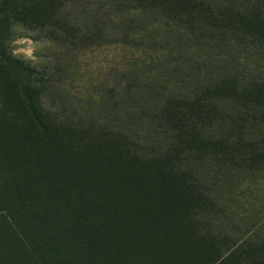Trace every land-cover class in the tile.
<instances>
[{"label": "rangeland", "instance_id": "1", "mask_svg": "<svg viewBox=\"0 0 264 264\" xmlns=\"http://www.w3.org/2000/svg\"><path fill=\"white\" fill-rule=\"evenodd\" d=\"M97 1L68 3L59 12L60 19L82 22L85 19L113 17L117 19L114 31L109 29L100 33L93 31L89 34L86 31L79 34L69 30L62 41L54 42L43 38L44 34L31 32L22 26L15 27L13 31L9 53L21 60L26 70L22 89L18 93L20 101L17 98L10 99L12 104L6 112L7 116L30 120L33 117L30 108L35 103L40 116L47 120L48 127L62 132L69 142L72 141L71 155L63 160L64 166L60 168L74 175L77 181L80 175L84 179H97L99 183L96 189L87 184L88 188L82 186L86 189L84 194L80 189L77 192L73 189L59 192L57 182H67L68 186L73 182L67 175H59L58 179L52 176L53 193L28 192L22 194L18 204H5L10 194L18 195V192L10 190L8 181L15 176L18 178L22 173L26 177L34 171L32 162L36 157L33 151L40 145L39 139L28 138L25 130L17 128L18 121L13 125L7 120L6 124V117L0 129V264H147L148 257L161 264H228L227 261L223 263V259L227 258L226 252L230 248L236 249L238 242L242 245L237 248L241 253L236 255L246 264H253L250 262L251 256L246 260L249 253L243 254V250H250L253 242H264V175H232L216 185V175L208 180L202 177L209 184V195L214 200H211L212 207L209 204L211 208L203 213L194 211L203 220L205 214L216 216L213 228L210 224L206 226L204 223L209 222L205 220L197 224V229L203 230L199 231L206 239L205 249L208 252L215 251L213 254L195 253L197 248L191 251L196 245L193 236L197 233L196 224L191 230L185 224H180L181 212H178V207L173 208L177 211L165 214L157 209L154 212L146 211L152 221L148 222L151 224V238H119L110 243L105 239L99 245L105 246L102 254H81L79 251L82 247L75 241L78 236L71 234L76 223L71 221L68 225V215L71 219L73 213H81L100 203L102 206L88 210H93L89 213L93 218L105 214L115 215L122 220L121 228L125 231L136 230L144 223L145 211L134 206L140 197L129 190L137 183L132 178L127 181V176L120 173L123 166L131 169L134 165L136 168L138 161H123L120 150L127 148L134 154L168 151L170 146L180 141L181 133L189 130L185 127L179 131L168 122L170 118L160 121L154 118L155 112L150 111L160 101L156 114L163 113L166 107L171 114L176 113L172 117L179 116V112L174 111L176 99H170L166 94L185 89L180 66L183 59L173 61L178 57L175 53L181 50L154 44V41L161 42L165 38L163 33L166 23L158 21L148 25L147 21L143 24V27L147 24L145 31L137 32L133 25L125 27L127 30L124 32V26L120 24L122 20H146L144 15L134 10H125L123 13L106 10L98 15L89 7L90 3ZM131 1L122 0L125 3L123 6ZM125 33L131 40L123 37ZM14 101L20 105L16 106ZM251 117L254 123H264V115L254 114ZM219 118L224 123H236V119L224 118V115L219 116L215 112L213 119ZM18 130L25 134H18ZM224 130L235 131L237 138L247 132L239 133V128L233 127ZM119 133H124L127 138L118 136ZM260 135H257V139L264 141V130ZM144 140L149 143L139 146L138 143ZM237 142L234 145L242 149ZM107 153L115 155V159L104 157ZM217 170L211 165L209 172ZM43 185L46 191L52 188L48 180ZM43 185L40 184L41 190ZM220 191L224 193L225 211L216 206ZM119 192L121 196H118ZM167 192L160 191L158 195ZM61 195L68 197L62 200ZM166 196L165 204L170 202L173 207L175 193ZM153 198L142 196L143 200L149 199L151 202L160 200ZM158 214L161 215L159 220L163 219L161 224L155 220ZM43 215L53 221L51 226H55L54 233H44L41 223ZM171 217L177 226L176 233L167 234L166 237H178L180 246L181 243L183 245L177 251L178 255L164 239L157 236L160 229L169 232L167 225ZM109 226L113 227L114 224L110 223ZM66 227L69 228L68 234H55ZM83 232L88 234V230Z\"/></svg>", "mask_w": 264, "mask_h": 264}, {"label": "trees", "instance_id": "2", "mask_svg": "<svg viewBox=\"0 0 264 264\" xmlns=\"http://www.w3.org/2000/svg\"><path fill=\"white\" fill-rule=\"evenodd\" d=\"M77 1L83 0H0V129L3 128L4 120L8 117L6 112L12 104L9 102L10 99L17 98L20 101L18 93L22 89L23 73L26 70L24 63L9 53V43L15 27L22 26L23 29L31 32L42 33L43 38L52 42L62 41L69 30L79 34L87 31L90 34L93 31L100 33L103 30L116 29L117 19L113 17L101 20L85 19L82 22L60 19L59 12L68 3ZM123 4L125 3L122 0H98L93 4L90 3L89 7L98 15H102L106 10L111 13L134 10L144 15L146 20L135 18L122 20L120 24L124 26V32L127 30L125 27L133 25L136 26L137 32L145 31L147 24L144 27L143 24L147 21L148 25L158 21L166 23L163 33L165 38L161 42L154 41V44L181 50L175 53L178 57L173 61L178 58L184 61L180 66L183 70L185 89L181 92L169 91L166 94L168 98L176 99L174 111L179 112V116L172 117L176 113L171 114L166 107L163 113L156 114L160 101L153 105L150 111H154V118L160 121L163 118H170L168 122L179 131L185 127L189 130L181 133L180 141L170 146L168 151L134 154L127 148L120 150L123 161L131 162V159L138 161L136 168L134 165L131 169L123 166L120 173L127 176V181L132 178L137 183L129 190L133 194L138 193L140 197L134 206L145 211L146 215L142 220L144 223L136 230L125 231L121 228L122 220L115 215L105 214L93 218L89 214L93 210H88L102 206L100 203L96 206L92 205L81 213H73L71 219L68 215L67 224L69 225L71 221L76 223L74 229H71V234L78 236V240L75 241L82 247L79 248L81 254L83 252L102 254L105 246L99 245L105 239L110 243L119 238H151V227H149L151 224L148 222L152 221L146 211L154 212L153 210L156 209L165 214V212L177 211L173 208L178 207V212H181L180 224H185L189 230L195 224L197 229V224L204 223V220L209 222L204 223L206 226L210 224L213 228L216 222L214 214H205L203 220L194 211L195 209L199 214L212 207L210 186L202 177L208 180L216 175L214 177V185H216L232 175H240V177L264 175V141L257 139V135L262 134L264 130V123L261 121L254 123L251 119V115L254 114L264 115V0H132L131 3H126V6ZM122 6L123 8L119 9ZM95 35L96 33L93 38ZM123 37L131 40L127 37V33ZM14 102L17 103L16 106L20 105L18 101ZM30 109L33 114L30 120L14 116L6 119V124L7 120L13 125L18 121L17 128L25 130L28 138L39 139L40 145L33 151L36 157L32 162L34 171L26 177L22 173L18 178L15 176L8 181L10 190L13 193L18 192V195L10 194L4 203L14 206L19 203L22 194L28 192L53 193L52 176L58 179L59 175H67L73 182L70 186L67 182H57L59 192L62 190L64 192L65 189H73L77 192V189H80L84 194L86 189L82 186L96 189L99 180L87 177L84 179L78 175L79 181H77L74 175L60 168L64 166L63 160L71 155L72 141L69 142L62 132L48 127L47 120L40 116L35 103ZM215 112L219 116L224 115V118L236 119V123L232 124L228 121L224 123L220 118L213 119ZM232 127L239 128V133L242 131L248 133H241L237 138L235 131L233 133L224 130ZM25 132L20 133L18 130L17 133L24 135ZM118 136L127 138L124 133ZM97 137L102 136L97 135ZM31 139L29 140L32 142ZM237 140L242 149L234 145ZM143 143L148 144L149 141H140L138 144L142 146ZM104 157L115 159V155L109 153ZM211 165L218 170L209 172ZM46 180L52 187L47 191L43 185ZM40 184L43 185L42 190ZM214 189L218 190L215 186ZM160 191L168 192L159 196ZM170 193H175L173 207L170 202L165 204L168 198L166 194ZM118 196H121L120 192ZM142 196L147 198L153 196L160 200L151 202L149 199L143 200ZM67 197L62 196L61 199L65 200ZM219 198L216 206L225 211L227 207L224 204V193L221 191ZM46 213L44 209V214ZM160 216V214L155 216L156 223L161 224L163 219L159 220ZM41 223L45 234L54 233L55 226H51L53 221L49 217L43 215ZM110 223L114 226H109ZM174 224L175 220L171 217L167 225L170 228L169 232L160 229L157 236L164 239L178 255L177 251L183 248L182 243L180 246L175 235L166 237L167 234L176 233L177 226ZM68 229L66 227L55 234H59L58 232L68 234ZM83 230H88V234H84ZM199 230L203 231L197 229V233H194L196 245L191 251L197 248L195 253H215L205 249L206 239ZM238 244L239 242L235 245L236 249L230 248L226 252L227 258L223 259V263L227 261L228 264H246L236 255L241 253L237 250L241 242ZM250 246V250H243V254L249 253L246 260L251 256L250 262H254L253 264H264V242H253ZM153 259L148 257L147 264H161L160 261Z\"/></svg>", "mask_w": 264, "mask_h": 264}]
</instances>
